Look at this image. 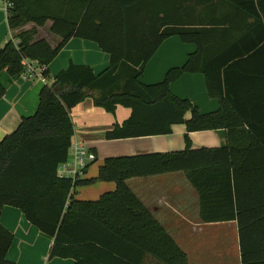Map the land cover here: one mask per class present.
Segmentation results:
<instances>
[{
	"label": "trees",
	"instance_id": "trees-1",
	"mask_svg": "<svg viewBox=\"0 0 264 264\" xmlns=\"http://www.w3.org/2000/svg\"><path fill=\"white\" fill-rule=\"evenodd\" d=\"M8 2L13 38L0 49V73L18 76L26 62H35L41 76L53 84L41 89L36 112L0 142V264H17L7 259L14 236L1 223L5 207L21 210L54 240L50 259L188 264L187 254L126 184L133 178L176 172H183L198 192L204 223H238L242 263L264 264V251L253 250L256 226L242 217L237 185L246 182L247 173L244 164L238 165L239 150L264 148V105L258 121L247 120L249 107L241 108L253 100L264 104V0ZM219 2L236 8L226 11L230 20L195 25L202 19L197 18L199 5L216 7ZM244 24L250 29L244 30ZM174 36L195 45L196 52L159 84H142L147 64ZM254 36L262 37L246 48L245 42ZM74 38L95 42L110 56L109 67L95 74L90 66L71 63L52 75L50 65ZM186 74L205 76L208 95L220 101L218 112L202 114L192 102L172 94L171 85ZM94 92L95 105L110 114L119 106L131 110L123 124L106 132L108 141L169 136L174 126L185 125L187 134L226 130L228 144L191 150L187 136L184 152L109 158L95 179H62L58 170L69 161L74 138L71 112ZM244 158L243 153L241 163ZM256 174L260 176L251 180L264 182V169ZM97 182H113L116 190L97 200L74 198L77 187Z\"/></svg>",
	"mask_w": 264,
	"mask_h": 264
},
{
	"label": "crops",
	"instance_id": "crops-1",
	"mask_svg": "<svg viewBox=\"0 0 264 264\" xmlns=\"http://www.w3.org/2000/svg\"><path fill=\"white\" fill-rule=\"evenodd\" d=\"M210 6L207 3L198 6L197 18L201 16L202 19H198L195 25L210 26L218 21L223 24L229 19V12L226 11L236 9L222 2H219L217 8L214 5ZM190 7L194 5H189ZM214 9L217 11L214 12ZM240 21L245 22L242 18ZM242 28L250 29L246 24ZM260 37L262 36H254L252 41L247 40L245 47H251L250 45L254 41L258 42ZM12 38L8 25V12L1 5L0 49ZM195 52V45L185 44L177 36L171 37L161 45L147 64L140 79L141 83L159 84L171 69L182 67ZM71 63L90 66L95 74H101L109 67L110 56L95 42L74 38L52 62L49 67L50 73L56 75ZM0 84L4 89V93L0 94L1 142L18 128L23 118L36 112L41 89L44 85H51L53 82L52 80L44 82L41 76L31 78L25 73L11 76L7 71H2ZM170 89L177 98L192 102L202 114L215 113L221 108L220 101L208 95L207 82L203 74H186L172 84ZM95 95L96 92L90 94L74 108L71 119L74 126L73 142L81 141L87 144L96 156V161L92 164L99 162V170L109 158L184 152L187 149V136L191 150H215L225 148L228 144L226 130L187 134L185 125L174 126L173 133L169 136L108 141L105 137L106 132L118 124H123L131 116V110L119 106L115 114H110L95 105ZM263 105L262 102L253 100L250 103L245 102L241 108L249 107L247 120L258 121L259 114L263 112ZM190 117V114H187L186 120ZM243 146L245 147L244 144ZM240 150L238 165L240 167L244 164L247 173L246 182H237L239 204L243 210L242 217L245 220H252V224L256 226L253 232L258 240L253 237L255 239L253 250L257 254L259 251H264V182H254L251 179L260 176L256 174L258 169H264V148L259 150L256 148V151L251 152H247L246 147L242 152ZM243 153L246 158L241 163ZM69 160H73L72 155ZM90 165L91 163L77 181L85 182L97 178L99 170L97 175L96 173L89 175ZM126 184L187 254L188 264H243L238 223L236 221L204 223L200 216V196L183 172L133 178ZM81 189L83 191H80ZM115 190L116 184L113 182H97L77 187L74 198L80 201L97 200ZM1 223L14 236L13 246L7 255L8 261L17 264H76L71 259H50L54 240L32 225L21 210L5 207L1 215Z\"/></svg>",
	"mask_w": 264,
	"mask_h": 264
},
{
	"label": "built area",
	"instance_id": "built-area-1",
	"mask_svg": "<svg viewBox=\"0 0 264 264\" xmlns=\"http://www.w3.org/2000/svg\"><path fill=\"white\" fill-rule=\"evenodd\" d=\"M4 5L6 10L9 7L8 0H4ZM31 78H36L41 76V69L37 66L35 62H26V70L24 72ZM42 80H46L41 76ZM72 161L67 162L60 166L58 170V176L62 179H72L78 178L87 167L88 163H93L96 161V156L91 152L87 144L81 141H74L71 148Z\"/></svg>",
	"mask_w": 264,
	"mask_h": 264
},
{
	"label": "rangeland",
	"instance_id": "rangeland-1",
	"mask_svg": "<svg viewBox=\"0 0 264 264\" xmlns=\"http://www.w3.org/2000/svg\"><path fill=\"white\" fill-rule=\"evenodd\" d=\"M1 5L2 6H4L5 7V5H4V1H2V0H0V7H1ZM71 155V154H70ZM69 162H71L70 160H69ZM89 164L90 163H88L87 164V167L89 166ZM99 162H97V163H94V164H92L91 163V165H90V169H89V175L91 176V175H94L95 173H96V175H97V173H98V170H99ZM87 167L84 169V170H86L87 169ZM84 172V171H83ZM81 175H83V173L81 174ZM80 191H83L82 189L80 190Z\"/></svg>",
	"mask_w": 264,
	"mask_h": 264
}]
</instances>
